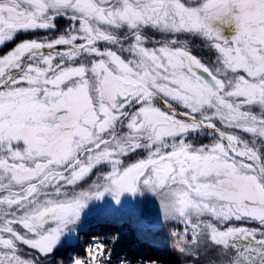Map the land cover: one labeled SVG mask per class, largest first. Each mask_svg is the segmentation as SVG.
<instances>
[{"label":"snow or ice","instance_id":"snow-or-ice-1","mask_svg":"<svg viewBox=\"0 0 264 264\" xmlns=\"http://www.w3.org/2000/svg\"><path fill=\"white\" fill-rule=\"evenodd\" d=\"M140 186L180 264H264V0H0V264ZM113 261L96 237L70 264Z\"/></svg>","mask_w":264,"mask_h":264},{"label":"trees","instance_id":"trees-1","mask_svg":"<svg viewBox=\"0 0 264 264\" xmlns=\"http://www.w3.org/2000/svg\"><path fill=\"white\" fill-rule=\"evenodd\" d=\"M58 22L66 23L63 18H59ZM150 35L156 40L166 38L156 32L150 33ZM190 47L201 57L208 60L213 59L210 51L200 41H190ZM201 137L203 136L195 137L194 142L203 143ZM205 137H207L206 142H210L211 137L207 135ZM91 183L92 180L82 182L75 190H88ZM106 196L105 194L101 200L88 202L78 223L71 226L70 230L65 233L51 259L46 260L44 264H59L61 260L64 261V264H70L72 256L83 255L86 246L93 243L96 237H102L104 242L112 248L113 264H116L115 258L121 256H127L133 264L137 257L158 258L162 264H180L178 257L171 250V234L174 228H180L182 225L172 221L158 226L150 212L140 214L132 206L126 207V209L121 207V210L117 211L101 208L102 200L110 199L109 197L105 198ZM95 210V215L91 216L90 213ZM233 223L240 225L242 222ZM73 232L76 234L72 239ZM113 235L119 237L115 244L110 240Z\"/></svg>","mask_w":264,"mask_h":264},{"label":"rangeland","instance_id":"rangeland-1","mask_svg":"<svg viewBox=\"0 0 264 264\" xmlns=\"http://www.w3.org/2000/svg\"><path fill=\"white\" fill-rule=\"evenodd\" d=\"M226 28V33L225 38H231L235 33V28L229 27L228 25H225ZM201 139L204 141L203 143H207L205 137H201ZM101 191L103 190L102 188L100 189ZM107 197L110 199H103V203L101 204V208L104 209H113L115 211L121 210V207L126 209V207H134L140 214L144 212H150L152 214V218L155 220L158 226L163 225L166 223L163 219V210L161 207V203L159 198L154 195L151 191L147 190L144 186H140L139 191L136 194L132 193H124L121 198L119 203L116 202V200L113 198L111 193H105ZM97 199H92L91 201H96ZM101 200V199H100ZM97 210V209H96ZM95 211H92L90 213L91 216L95 215ZM110 210V211H113ZM78 230V229H77ZM76 233L73 232V235L71 236L72 239L74 238ZM71 239V238H70ZM69 239V240H70Z\"/></svg>","mask_w":264,"mask_h":264},{"label":"flooded vegetation","instance_id":"flooded-vegetation-1","mask_svg":"<svg viewBox=\"0 0 264 264\" xmlns=\"http://www.w3.org/2000/svg\"><path fill=\"white\" fill-rule=\"evenodd\" d=\"M232 28H234V25L232 26ZM221 30L223 31V33H226L225 25H223V26L221 27ZM232 34H235V33L232 32ZM224 35H225V34H224ZM231 37H232V36H231ZM203 137H205V136H203ZM205 139H207V137H205Z\"/></svg>","mask_w":264,"mask_h":264}]
</instances>
